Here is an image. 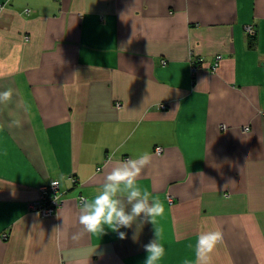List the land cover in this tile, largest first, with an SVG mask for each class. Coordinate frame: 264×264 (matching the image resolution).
<instances>
[{
	"label": "crops",
	"instance_id": "obj_1",
	"mask_svg": "<svg viewBox=\"0 0 264 264\" xmlns=\"http://www.w3.org/2000/svg\"><path fill=\"white\" fill-rule=\"evenodd\" d=\"M7 88L0 264H144L150 223L121 240L78 222V199L143 153L137 183L165 208L158 264H195L216 229L210 264H264V0H0ZM52 181L62 204L41 218Z\"/></svg>",
	"mask_w": 264,
	"mask_h": 264
},
{
	"label": "clouds",
	"instance_id": "obj_2",
	"mask_svg": "<svg viewBox=\"0 0 264 264\" xmlns=\"http://www.w3.org/2000/svg\"><path fill=\"white\" fill-rule=\"evenodd\" d=\"M14 90L7 88L0 91V103L10 102ZM151 155L143 153L138 158L118 162L104 177L98 194L92 199H82L79 208L78 222L83 232L98 235L105 234V228L119 234L124 240L126 233L121 228L136 226L133 234L135 240L142 231L145 223L153 225L154 239L144 245L147 253L144 264H158L164 255V228L158 225V218L163 217L165 208L163 202L153 198L147 188L137 183L144 170L151 164ZM58 182H53L57 185ZM81 233L73 236L79 239ZM223 232L219 229L201 231L197 234L194 245L195 264H210L211 254L217 244L222 242ZM96 253V248L88 254ZM184 264H193L185 259Z\"/></svg>",
	"mask_w": 264,
	"mask_h": 264
},
{
	"label": "built area",
	"instance_id": "obj_3",
	"mask_svg": "<svg viewBox=\"0 0 264 264\" xmlns=\"http://www.w3.org/2000/svg\"><path fill=\"white\" fill-rule=\"evenodd\" d=\"M246 31L249 34H252V28L247 27ZM220 57H217L216 60H219ZM165 108L164 105H160L159 109L163 110ZM162 150L160 148L155 149V153L157 155H160ZM128 160V158L124 159V161ZM52 181L48 184H45L38 189L39 198L32 204L31 210L35 212L37 215H39L41 218H49L52 217L56 210L61 206V194H60V188L59 183L57 185H54ZM72 182H75L74 180ZM82 199H85L83 197H80L78 199L79 205H81Z\"/></svg>",
	"mask_w": 264,
	"mask_h": 264
}]
</instances>
